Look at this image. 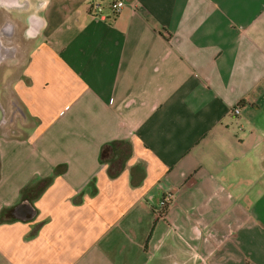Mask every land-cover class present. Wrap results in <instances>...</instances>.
Listing matches in <instances>:
<instances>
[{
    "label": "crops",
    "instance_id": "1",
    "mask_svg": "<svg viewBox=\"0 0 264 264\" xmlns=\"http://www.w3.org/2000/svg\"><path fill=\"white\" fill-rule=\"evenodd\" d=\"M101 1L0 0V264H264V0Z\"/></svg>",
    "mask_w": 264,
    "mask_h": 264
},
{
    "label": "trees",
    "instance_id": "2",
    "mask_svg": "<svg viewBox=\"0 0 264 264\" xmlns=\"http://www.w3.org/2000/svg\"><path fill=\"white\" fill-rule=\"evenodd\" d=\"M115 152H117L118 157L116 160L110 162L108 168V172L111 177H115L121 172L124 160L129 155V148L127 144L108 143L101 147L99 153V161L104 162L110 161ZM48 182V179H45L39 182L35 188L25 189L22 192L21 201L14 207L2 212L0 218L2 220L25 219V210H28V212H30L29 215L32 217L35 212L34 207L32 206V199L44 189Z\"/></svg>",
    "mask_w": 264,
    "mask_h": 264
},
{
    "label": "rangeland",
    "instance_id": "3",
    "mask_svg": "<svg viewBox=\"0 0 264 264\" xmlns=\"http://www.w3.org/2000/svg\"><path fill=\"white\" fill-rule=\"evenodd\" d=\"M100 3H102L101 0H99ZM22 57V50L18 51L17 53V58H21ZM7 65L8 64H14V62H6ZM6 63L0 65V79L3 76V73L5 71L6 68ZM1 84H3L2 82L0 83V102L5 110V122L4 124L0 127V133H11L12 128H14L13 126H16L15 122H21V118L19 116V114H16L15 116L13 115V111H15L17 113V110L13 107V97L11 94H7V90L5 88V86H2ZM13 125H10L12 124Z\"/></svg>",
    "mask_w": 264,
    "mask_h": 264
},
{
    "label": "built area",
    "instance_id": "4",
    "mask_svg": "<svg viewBox=\"0 0 264 264\" xmlns=\"http://www.w3.org/2000/svg\"><path fill=\"white\" fill-rule=\"evenodd\" d=\"M124 6V2L122 0H116L109 5V9L112 12V14H116L119 12V10ZM102 11V8L99 5H91L90 12L95 14H100ZM233 115H238L240 113V110L238 107H235L232 112Z\"/></svg>",
    "mask_w": 264,
    "mask_h": 264
},
{
    "label": "water",
    "instance_id": "5",
    "mask_svg": "<svg viewBox=\"0 0 264 264\" xmlns=\"http://www.w3.org/2000/svg\"><path fill=\"white\" fill-rule=\"evenodd\" d=\"M5 115H6V113H5V110H4V108H3V106H2V104H1V102H0V127L4 124V122H5Z\"/></svg>",
    "mask_w": 264,
    "mask_h": 264
}]
</instances>
